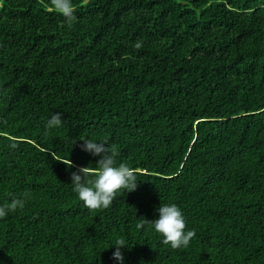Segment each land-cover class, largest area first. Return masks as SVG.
Returning <instances> with one entry per match:
<instances>
[{"label":"trees","instance_id":"obj_1","mask_svg":"<svg viewBox=\"0 0 264 264\" xmlns=\"http://www.w3.org/2000/svg\"><path fill=\"white\" fill-rule=\"evenodd\" d=\"M72 4L69 28L51 0H0V206L26 200L0 264H120L117 239L123 264H264V0ZM88 139L136 170L107 209L71 185ZM172 203L196 232L177 250L136 228Z\"/></svg>","mask_w":264,"mask_h":264},{"label":"clouds","instance_id":"obj_2","mask_svg":"<svg viewBox=\"0 0 264 264\" xmlns=\"http://www.w3.org/2000/svg\"><path fill=\"white\" fill-rule=\"evenodd\" d=\"M53 9L64 17L67 27L71 28L77 17L74 14L72 0H51ZM134 47L139 49L142 44L137 42ZM62 115L53 113L48 120V127L62 126ZM81 150L98 156L95 169L89 167H79L71 173L70 179L73 191L77 194L78 199L83 202L85 208L90 211L107 209L116 198L120 190L133 192L137 188L136 170L130 168L126 163H120L117 166L116 157L119 155L116 147L108 146L106 141L97 142L91 139L82 140ZM16 147L15 144L12 145ZM67 167H74L71 161L64 163ZM30 193H25L29 197ZM25 198L13 197L10 203L0 206V218H4L9 212H15L18 208L23 209ZM158 219L147 221L140 220L136 228L143 229L149 225L156 234L162 237L161 243L174 249L186 248L190 241L196 236L195 230L186 229V222L181 209L175 204H160L157 208ZM115 251L112 259L123 264L124 256L121 249L127 247L124 239H117L115 242Z\"/></svg>","mask_w":264,"mask_h":264}]
</instances>
